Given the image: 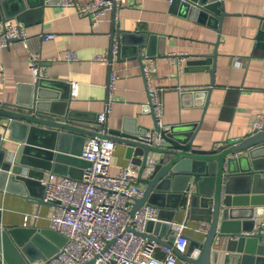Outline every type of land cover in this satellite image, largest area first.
Segmentation results:
<instances>
[{
    "label": "crops",
    "instance_id": "0c3cea01",
    "mask_svg": "<svg viewBox=\"0 0 264 264\" xmlns=\"http://www.w3.org/2000/svg\"><path fill=\"white\" fill-rule=\"evenodd\" d=\"M38 1L32 0L36 5L24 10V19L12 15L6 20L24 21L31 36V47L43 56L41 73L52 81L49 90L56 92L59 98L62 94L69 95L70 107L95 126L99 122L97 114L111 100L106 120L109 128L123 125L130 130L154 128L150 84L162 89L164 124L199 122L194 144L198 148L223 149L233 138L249 133L258 113L264 112V0H222L226 14L221 32L180 13L181 8L175 9L172 0H126L117 9L108 8L97 22L89 15L79 13L74 6L58 2L38 5ZM79 1L85 3L88 0ZM10 2L7 5L12 6L13 11L17 9L15 3H20L18 0ZM115 24L124 30L147 31L154 35L150 46L153 52L145 53L143 63L134 55L135 41L126 43L121 56L111 54V63L95 60L97 54L109 50L113 35H117ZM44 31L56 32V36L42 39L39 33ZM219 33L215 80L212 82L210 68L199 60L204 53L215 50L214 42ZM68 49L75 50L80 58L67 59ZM0 64L4 70L0 80V100L27 99L35 76L29 68L28 49L23 42L16 40L0 48ZM112 70L117 77L110 90L108 83ZM72 79L80 82L77 95L71 94ZM208 86H211L209 96L202 89ZM116 141L113 172L132 161L127 156V143ZM151 155L155 156V153ZM64 162L73 175L81 174L82 162ZM143 178L146 176L139 175L137 180L144 195L148 184ZM145 201L149 202L148 199ZM0 208L4 212V221L47 226L55 205L3 190L0 191ZM189 208V204L182 206L173 221L187 222L185 232L190 243L191 238L201 240L206 237L208 222L193 217ZM165 209L169 213L170 208ZM27 212L31 215L26 220ZM203 224L206 229H201ZM153 229L165 240L174 233L172 226L171 231ZM160 244L157 252L164 255L163 244ZM34 264H45V260L38 258ZM177 264L191 263L178 256Z\"/></svg>",
    "mask_w": 264,
    "mask_h": 264
},
{
    "label": "water",
    "instance_id": "95a60500",
    "mask_svg": "<svg viewBox=\"0 0 264 264\" xmlns=\"http://www.w3.org/2000/svg\"><path fill=\"white\" fill-rule=\"evenodd\" d=\"M10 1L0 0V21L12 15L24 19V10L36 5L32 0H18L20 3H15L17 9L13 11L7 5ZM58 1L39 0L38 5ZM172 5L181 8L180 13L221 32L226 14L222 0H172ZM115 32L119 40L118 56L131 41L136 42L134 55L142 63L145 53L152 54L154 35L150 32L124 30L116 24ZM219 41L220 33L214 42L215 50L204 53L199 60L210 68L212 82ZM38 74L27 99L0 100V191L15 192L42 203L45 201L41 179L45 172L55 170L73 175L64 161L89 164L80 154L86 138L98 133L102 123L95 126L83 120V115L70 107L69 95L62 94L59 98L49 90L51 79ZM202 89L209 96L211 86ZM154 128L162 133L164 146L143 140L140 134L146 128L130 130L123 125L109 129L110 136L127 143V156L141 164V175L154 157L152 171L143 178L148 184L145 193L133 204V211L146 199L159 206V218L149 220L143 234L172 246L174 233L165 240L153 228L171 231V221L182 206L189 204L192 216L208 222V229L204 239L191 238L187 251L176 249L180 257L191 264H264V233L249 234L256 219L264 216V124L238 139L233 138L221 150L194 145L199 132L196 121L165 128L155 120ZM153 152L155 156L151 155ZM166 207L170 208L169 213ZM3 213L0 208V264L46 260L67 241L65 234L50 225L15 224L4 221Z\"/></svg>",
    "mask_w": 264,
    "mask_h": 264
},
{
    "label": "built area",
    "instance_id": "2783aa9c",
    "mask_svg": "<svg viewBox=\"0 0 264 264\" xmlns=\"http://www.w3.org/2000/svg\"><path fill=\"white\" fill-rule=\"evenodd\" d=\"M126 0H59L58 3L74 6L81 14H87L97 22L108 8L117 9ZM56 36V32L39 33L42 39ZM31 36L28 34L24 21L5 20L0 22V48L9 46L20 40L28 49L29 68L35 78L41 72L42 54L31 47ZM119 51L118 35H113V42L106 52L97 54L98 61L111 63V54ZM175 55V54H171ZM176 56V55H175ZM66 57L69 60L79 59L77 52L68 49ZM149 77L147 68L145 70ZM3 67L0 64V80L3 77ZM109 79V89L113 90L117 74L112 70ZM71 94L79 93V80H70ZM149 99L156 122L163 123L162 89L149 85ZM111 108L108 100L105 109L97 114L102 123L98 133L89 135L80 156L90 161L83 166L79 176L59 173L50 170L41 179L44 185L42 199L52 202L55 208L49 215L50 226L67 236V241L59 250L45 260V264H84L93 259V264H177L178 252H185L189 245V236L185 232L187 222L176 220L171 222L176 235L173 245L163 244L164 255H159L161 245L155 239L143 234L149 220H157L159 206L152 202H144L135 211L133 204L143 195V188L137 178L141 175V164L130 161L121 165L117 171H112L113 153L117 146L115 138L109 135L106 124ZM264 124V112H259L253 124V129ZM252 129V131H253ZM140 137L157 146H164L166 141L162 133L155 128H149ZM235 137L234 139H238ZM154 158H150L142 175L148 176L153 168ZM30 213L25 214L26 220ZM255 228L247 233H264V216L260 217ZM206 224L201 229H206ZM206 231V230H205Z\"/></svg>",
    "mask_w": 264,
    "mask_h": 264
}]
</instances>
